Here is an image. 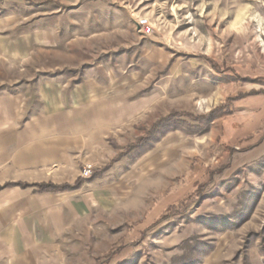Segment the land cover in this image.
Instances as JSON below:
<instances>
[{
  "label": "rangeland",
  "instance_id": "1",
  "mask_svg": "<svg viewBox=\"0 0 264 264\" xmlns=\"http://www.w3.org/2000/svg\"><path fill=\"white\" fill-rule=\"evenodd\" d=\"M0 17L25 72L111 90L110 154L54 184L83 190L26 264H264V0H0Z\"/></svg>",
  "mask_w": 264,
  "mask_h": 264
},
{
  "label": "crops",
  "instance_id": "2",
  "mask_svg": "<svg viewBox=\"0 0 264 264\" xmlns=\"http://www.w3.org/2000/svg\"><path fill=\"white\" fill-rule=\"evenodd\" d=\"M5 20L0 17V264H26L61 241L65 214L73 218L83 190L37 186L74 184L83 166L110 154V121L103 119L109 112L97 102L111 90L90 74L78 80L25 72L19 66L25 63L10 58L16 50Z\"/></svg>",
  "mask_w": 264,
  "mask_h": 264
},
{
  "label": "built area",
  "instance_id": "3",
  "mask_svg": "<svg viewBox=\"0 0 264 264\" xmlns=\"http://www.w3.org/2000/svg\"><path fill=\"white\" fill-rule=\"evenodd\" d=\"M140 29L144 34H150L152 32V26L150 25L148 19H140L139 21ZM92 174V165H86L81 170L82 177H89Z\"/></svg>",
  "mask_w": 264,
  "mask_h": 264
},
{
  "label": "trees",
  "instance_id": "4",
  "mask_svg": "<svg viewBox=\"0 0 264 264\" xmlns=\"http://www.w3.org/2000/svg\"><path fill=\"white\" fill-rule=\"evenodd\" d=\"M78 183V182H77ZM24 185V184H23ZM64 187H66V186H64ZM63 187V188H64ZM58 188V186H55L54 184H41L40 186H39V189L40 190H42V191H44V190H50V189H57ZM61 188V187H60Z\"/></svg>",
  "mask_w": 264,
  "mask_h": 264
}]
</instances>
